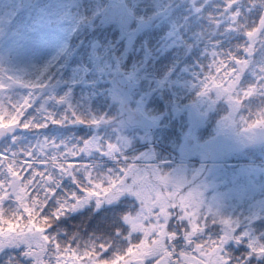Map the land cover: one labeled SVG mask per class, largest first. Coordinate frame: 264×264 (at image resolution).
<instances>
[{"label":"snow or ice","instance_id":"obj_1","mask_svg":"<svg viewBox=\"0 0 264 264\" xmlns=\"http://www.w3.org/2000/svg\"><path fill=\"white\" fill-rule=\"evenodd\" d=\"M237 4L238 0H226L215 23L219 25L227 17L232 21L229 28L236 27L242 17V9L235 7ZM244 27L247 29L246 35L250 43L242 47V51L252 53L258 36L264 38V18H259L256 26ZM215 43L218 44L219 41ZM212 56L211 66L203 84L204 93L215 89L218 95L227 97L233 112H236L257 91V87L264 91V69H260L259 85L242 86L243 73L250 64L247 56L222 49H213ZM17 85L29 89V94L19 100L5 95ZM46 86L45 81L40 78L25 80L0 75V135L16 127L42 128L46 127L48 122L59 124L68 120H82L75 111L65 114L61 119L49 112L43 122L30 117L33 96ZM228 119H231V116ZM91 122L100 121L94 118ZM257 126L264 127V109L256 113V119L252 123H248L249 130ZM115 148L112 143L108 144L109 150ZM52 151L56 154L40 159L41 164L59 168L62 172H71L77 166L74 160L64 158L76 154L75 146L61 145L60 150L52 148ZM33 155L34 152L25 153L23 150L11 154L0 151V169H4L8 174V179H0V237L25 242L28 254L35 258V264H233L234 258L225 244L231 239L241 240L242 237L236 235L239 225L230 218H221L219 221L211 219L210 213H205L202 208L198 188H186L182 177L158 170L143 172L135 168L125 169L127 175L133 176L135 193L142 201V211L135 217L126 215L125 219L130 221L133 231L139 230L142 233L141 238L133 240L129 236L127 243L115 249L110 242L61 243L46 234V229L53 220L52 214H44L45 208L48 207V197L55 191L49 185L53 177L47 168H36L32 171L37 163L32 159ZM88 180V186L83 188L86 196L71 193L73 200L82 201L93 195L107 199L124 190H132V185H126L121 176L115 179L109 177L105 183V178H93L89 174ZM41 184L44 185L43 188L40 187ZM9 195H14L19 204L18 209L11 214L2 206L5 197ZM66 207L75 205L65 200L55 209L54 215L58 217ZM177 218L186 220L190 225L185 231L187 242L192 245L191 250L176 248L179 233L170 230V222ZM218 222L225 229L220 236L215 239H194L199 233L206 231L210 223L215 227ZM251 243L249 256L252 252L264 255V241L253 240Z\"/></svg>","mask_w":264,"mask_h":264},{"label":"rangeland","instance_id":"obj_2","mask_svg":"<svg viewBox=\"0 0 264 264\" xmlns=\"http://www.w3.org/2000/svg\"><path fill=\"white\" fill-rule=\"evenodd\" d=\"M102 3H104L102 0H0V75L20 77L25 80H30V78L28 77H31V70L41 67V65H44L46 63L48 64L49 60L53 59L56 55V52L61 49L62 44H69V40L67 37L69 36L72 38V36L77 32V29L79 28V25L82 21L77 17L78 13H82V9L84 11H87L90 7L95 9L97 8L98 4L101 5ZM102 7L104 8V6ZM257 9L258 10L256 11V13L259 12L262 16H264V4H260ZM142 25L143 24H141L140 22H137L136 25L133 26L132 30L127 31L126 35H124L123 32L121 33V36L116 35V40L110 37L115 34L114 28L110 30V32L114 34H108V32H100L102 28V26L100 25H89L91 37L87 42H85V46L88 48V52L79 54V65L68 63V61H66L65 63L67 64H63L59 75H57L59 79H56V82H59L61 79L68 77H78L83 79V77L85 76L84 71L88 69L89 63L94 62V59H96V54L94 51H92V43L95 40H100L101 44L99 46V51L104 52L105 48L107 49L108 47L106 42H109V40L107 41V36L113 44H124L126 48L123 53L126 56L135 58L137 53L141 54V60L139 61H143L142 64L145 66L141 67L149 69L150 66L156 63L155 60H160L162 56L157 52L152 53V57H149L147 54H145L144 51H134L135 49L133 48H136L135 42L136 40L138 42L139 33L142 32ZM180 41L181 44L183 43L185 45V42L180 38H177L174 42L171 43V45H176ZM259 41L260 43L263 42L264 38H260ZM80 45H83L81 39H79L77 43V49H79ZM85 48L81 47L80 52ZM177 55L179 56L180 53L177 52ZM209 55L211 56V58H213L211 49H209ZM258 58H260V60L257 59L254 61V65L251 71L248 72V75L246 77L247 79L245 80V84L247 86L253 84L259 85V74L260 69H264V58ZM82 63L86 64L82 65ZM99 72L103 73L100 70ZM106 76H108L111 83L109 86L111 90L106 87L105 84L99 85L96 83L92 85V88H96L94 93H97V96H104V99L108 98L109 96L111 103L119 105L121 111V96L120 94H118L117 89L113 85L112 76L110 74ZM153 76V74H149L140 78L138 80L139 82L137 81V89L135 90L134 95L135 102H137L138 100H144V98L148 100V96H150V94L144 93L143 88L150 84V80H154ZM101 82L103 83L102 80ZM243 86L247 87L244 84ZM29 91V89L17 85L13 89L5 93V95L19 100L23 96L29 94ZM262 93L263 91L260 90L259 87H257V91L253 94V96H261ZM44 94L45 92H43V90L41 89L33 96V102H36L38 98L39 102L44 104ZM84 95L88 96V93L84 92ZM138 95H140V97ZM84 106L89 107L87 103H85ZM243 106H241L238 111H240L242 113V116L246 118L243 113ZM258 106L264 107V101L262 103H259ZM193 109H197V107L193 106ZM181 111H184V107H181L179 111L177 109H174L172 113L174 115H178L181 114ZM43 113H41V115ZM165 115L167 114L165 113ZM165 115L161 114L156 116L158 122L157 130L154 133L156 137L164 134V126L166 124L164 123L163 118L165 117ZM237 115H239L238 112ZM227 120L228 123L225 124V126H227L226 133H229L230 136L228 137V135H226L227 137L225 140L221 138L216 145H209L210 147L207 149L204 145L205 142L201 141L200 137H197L195 135V152H193V154H189L187 151V144L186 142H183V146L179 148L180 154L182 156L188 157L189 159H192L190 157L204 158L216 153L215 155H222L223 160H227L232 157H255L256 155L254 153H257V156L259 154L260 156L264 155V127L257 126L254 129L249 130L248 123L245 122V119H242V125H240L235 121V117H233V115H231V119L227 118ZM111 122L114 134L117 135L120 139H133L135 137H140L141 135L128 128L124 117L122 116L120 119V112L114 115ZM100 123L102 124V121ZM80 124H82V122ZM101 129H105V126L102 125L99 130ZM26 136V133L23 132L19 136L13 137L9 141H7V143L5 144L6 148H9L7 149V152L11 154L14 151H17L18 146H15V144L18 145L21 144L24 140H27ZM52 138L53 136L50 137V139ZM218 150H220V152H218ZM132 166L123 165L124 172L125 169L132 168ZM191 170L192 169H190V167H173L171 165L169 167V170H165L164 168L158 169V171L161 173H169L176 177H182L185 181V187H195L198 188L199 191L201 187H197L195 183H192V181L194 179L198 180V178H201L202 176L203 178H206L210 186L209 188H213L215 192L209 195H202L201 193L202 208L204 207L205 209H207L205 210V213L216 211V208L226 209L229 207H233V209H231L232 211H239L240 208H242V212L244 210L249 211V218L236 230V235L241 236V240L237 241L235 239H231L225 244V247L234 258L233 264H249V259L264 262V255H261L259 252H252L251 256H249V252L252 249L251 242L255 240V238H257L256 234L261 233L264 236V228L260 230H257L255 228V226H259V224H264L258 222L259 220H263L264 222V218L261 219L255 214V211H257V206L253 201V195L247 192V186L243 183L240 185L238 184L241 179H245L247 178V176H249L251 187L254 190L258 191V188L255 185V181L252 178L255 174L258 175L262 170H260V168L250 167L248 164L235 161H219L218 164L213 163L212 165L208 166L207 172L203 175L202 167L193 169L192 171ZM145 171L152 172V170L150 169H145ZM232 178L233 180L234 178H237L239 180L237 182L235 181L236 183H233V181H231ZM0 179H8V174L4 171V169L3 171L0 169ZM133 179V176L127 175L125 173L124 180L126 182V185H132V190L124 191L129 193V195L137 196L135 193V185L133 184ZM229 186L232 187L230 188ZM204 190L205 191H203V193H206L207 189L204 188ZM124 191L120 192L112 198L109 197L106 199L102 197L100 199L96 196H89V199L92 198L94 200H97L98 203H103L105 200L110 199L111 201H115L114 199L120 197ZM87 199L88 198H86V200H82L81 206H83ZM247 203L249 205H247V208L245 207L246 209H243L242 205L246 206ZM3 205L4 204H2V206ZM180 221L181 220L177 218V225L175 227L174 220H172L170 222V230H177V232L180 233V227L178 226L180 225L178 224ZM130 227L132 230L131 223ZM224 231V227L223 229H220L219 236ZM133 232H135L136 234H142L139 230ZM182 232L185 233V235L183 234V237L187 241L186 231L184 230V228L182 229ZM245 233H247V235H244ZM204 234H207V231L201 232L198 235ZM208 234L209 236L211 235L210 233ZM21 243L25 244L27 251H29L26 243L23 241L0 237V259L3 260L6 264L14 263V256H17L15 252L16 248H19ZM179 246L176 247L177 250H191L192 248V245H185L181 249L179 248ZM27 257L31 260H34L35 262V258L31 255L28 254Z\"/></svg>","mask_w":264,"mask_h":264},{"label":"flooded vegetation","instance_id":"obj_3","mask_svg":"<svg viewBox=\"0 0 264 264\" xmlns=\"http://www.w3.org/2000/svg\"><path fill=\"white\" fill-rule=\"evenodd\" d=\"M175 1L177 0L157 3V6L155 4L145 6L146 13H143V17L144 16L150 18L154 17L156 19L164 17L166 20L171 18L172 21L174 19H178L180 16L184 17L185 16L184 13L174 12ZM157 11H161V12H157ZM226 47H230L234 49L237 48V46L221 45V48L223 49H225ZM184 95L187 100V102L185 103L186 107L184 108V111H181V114H179L182 117L181 119L178 120V122H179V128L184 130L187 136L184 135L183 138L180 137L179 143L181 145L183 144L184 138L189 137V135L192 133H194L197 137H199L198 135H200V139L201 141L205 142L204 145L206 148L216 145L221 138L225 140L227 137L226 135H228V137L230 136L229 133H226L227 126H225V124L228 123L227 118L231 115L235 117V121L238 122V124L242 125L241 124L242 122L241 117H243L242 113L238 110L236 112H233V109L232 111L230 109L228 110L225 109L224 108V106L226 105L225 103L226 102H228V104L231 103L229 102L226 96L218 95L215 89L210 90L207 93H204L203 86L201 89L190 86V90H185ZM193 106H196L197 109H193ZM237 112L239 113V115H237ZM191 116L197 119V121H199V125L195 129L189 128ZM199 126H204L200 133H198L197 131ZM210 136L213 137L212 143L210 141ZM92 137L95 139L93 140V146L91 150H92V154H95L94 157H97V152L99 151L97 147L98 140L96 139V134H94ZM101 154L105 155V158H109L112 157L113 150H109V154L107 149L102 150ZM212 158L214 159L220 158V155H214L212 156ZM68 159L76 161L75 157H70ZM52 184L59 187V189H55V191L49 196L57 197V200L60 202H64L65 200H67L68 203L75 205V207H66L65 209L68 212L70 213L81 212V201H76L71 198V193H77L78 195H80L78 190V186L80 184L79 180H75L73 182V184L76 186L75 189L67 188V185L70 184V182H67L66 179H59L58 181L52 179L51 181H49V185L51 186ZM36 190L39 191L38 188Z\"/></svg>","mask_w":264,"mask_h":264},{"label":"trees","instance_id":"obj_4","mask_svg":"<svg viewBox=\"0 0 264 264\" xmlns=\"http://www.w3.org/2000/svg\"><path fill=\"white\" fill-rule=\"evenodd\" d=\"M249 2V0H247V3ZM261 14L258 12L256 13V16H260ZM108 28V29H106ZM89 25L87 20H82L80 25H79V35L78 36H72V42L76 41L78 39H83L84 42H87V40L89 39ZM110 30H112V28L108 25V24H103V28H101L100 32H108V34H114L112 32H110ZM99 33V32H98ZM116 35H118V32L116 31L115 34L112 37L113 39H117ZM119 36V35H118ZM107 41L109 40V42H106L108 47H112L114 50L117 49L115 46L116 43H112L111 40L109 39V37L107 36ZM115 47V48H114ZM119 47V51L118 54H121V49L124 47V44L118 45ZM83 48H85L83 46ZM88 49V48H86ZM261 55H264V50L261 53L260 48L258 49ZM108 51V50H107ZM68 53V52H67ZM65 56V55H64ZM62 57L60 59V61L65 62L67 60H71L72 57V53H68V55H66L65 57ZM59 60L57 59V62ZM74 61L78 62L79 58L74 59ZM124 67V65H123ZM46 74H48V72L46 71ZM45 75V74H43ZM89 111H87L86 109L81 110L77 112L78 115H80L81 117H83L85 120L89 119L88 116L86 115H91L90 113H87ZM85 113H87L85 115ZM85 115V116H84ZM114 173H116V171H114ZM136 209L137 206L135 204V202L131 203L130 208H129V214L133 215L136 213ZM262 213L264 214V208H262ZM5 211L9 214H11V211H7V209H5ZM121 211H114V214H103L100 211H91V212H86L83 213L80 217V222L81 224L79 226H75L76 228H72L70 229L74 234L76 232H80L81 233V238H80V243L81 244H86L89 242H110L113 243V248L115 249L116 247H120L123 246L125 243H127V240L129 238V236H131V239L135 240L137 239L134 234L132 233L131 229L129 227H124V225L122 224V216L120 215ZM226 213V212H225ZM248 212H240V211H230L227 212L225 214V218H230L235 224L238 225V223L244 224L246 222V220L249 217ZM264 216V215H263ZM261 218V217H260ZM212 219H216L219 220V218L217 216H214ZM75 220V219H74ZM241 221V222H240ZM261 221V220H259ZM258 221V222H259ZM260 223H264L263 221ZM240 226V225H239ZM255 228L257 230H260L262 228H264V224H259V226H255ZM215 229H217V227H212L211 230L214 231ZM57 237L59 238L58 234H56ZM257 238L256 240H261L264 241V236L261 233H257L256 234ZM256 260H252L249 259V263L250 264H254ZM3 264V263H2ZM4 264H6L4 262ZM257 264H264V262L258 261Z\"/></svg>","mask_w":264,"mask_h":264},{"label":"water","instance_id":"obj_5","mask_svg":"<svg viewBox=\"0 0 264 264\" xmlns=\"http://www.w3.org/2000/svg\"><path fill=\"white\" fill-rule=\"evenodd\" d=\"M132 18L133 16L129 13L128 8L124 2H120L118 5L110 7L103 15L104 20L120 21L123 25H128L131 22ZM116 83L124 95L123 104L125 111L127 112V121L129 122V124L142 125L146 128L153 127L154 123L152 120L145 117L140 111L131 110L129 108L128 104L130 100V91L132 87L131 82L127 80L126 77L121 72H118L116 75ZM19 130L20 127H16L11 131H7L5 132V134L0 135V138L18 132Z\"/></svg>","mask_w":264,"mask_h":264}]
</instances>
